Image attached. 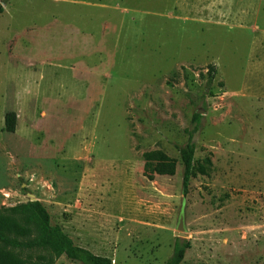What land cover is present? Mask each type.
Here are the masks:
<instances>
[{"label":"rangeland","instance_id":"1","mask_svg":"<svg viewBox=\"0 0 264 264\" xmlns=\"http://www.w3.org/2000/svg\"><path fill=\"white\" fill-rule=\"evenodd\" d=\"M0 4V208L37 200L112 264H164L183 209L180 264H264V0ZM151 150L174 175H143Z\"/></svg>","mask_w":264,"mask_h":264},{"label":"trees","instance_id":"2","mask_svg":"<svg viewBox=\"0 0 264 264\" xmlns=\"http://www.w3.org/2000/svg\"><path fill=\"white\" fill-rule=\"evenodd\" d=\"M3 6L0 4V13ZM208 82L211 83L216 67L207 65ZM200 115L193 116L188 137L179 149V161L182 165V195H186L190 178L195 174H207L203 164L194 163V133L199 129ZM16 113L9 111L4 116V130L14 132ZM143 175L152 180L155 175H174L178 160L161 150L146 151ZM189 241L175 238L171 255L164 264H180ZM82 264H112L111 259L97 255L87 248L75 244L73 239L58 225H52L47 209L37 200L0 208V264H54L60 256Z\"/></svg>","mask_w":264,"mask_h":264},{"label":"water","instance_id":"3","mask_svg":"<svg viewBox=\"0 0 264 264\" xmlns=\"http://www.w3.org/2000/svg\"><path fill=\"white\" fill-rule=\"evenodd\" d=\"M198 114L203 113V111L197 110ZM176 237H184V210L181 209L177 218L176 231L174 232Z\"/></svg>","mask_w":264,"mask_h":264}]
</instances>
